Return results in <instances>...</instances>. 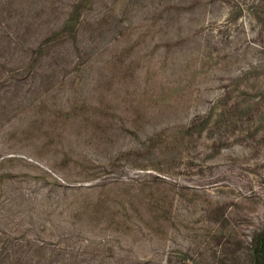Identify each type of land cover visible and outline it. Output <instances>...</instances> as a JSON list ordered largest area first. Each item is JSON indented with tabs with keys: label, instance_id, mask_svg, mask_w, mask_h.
<instances>
[{
	"label": "rangeland",
	"instance_id": "rangeland-1",
	"mask_svg": "<svg viewBox=\"0 0 264 264\" xmlns=\"http://www.w3.org/2000/svg\"><path fill=\"white\" fill-rule=\"evenodd\" d=\"M1 155L39 264H252L264 0H0Z\"/></svg>",
	"mask_w": 264,
	"mask_h": 264
},
{
	"label": "trees",
	"instance_id": "trees-1",
	"mask_svg": "<svg viewBox=\"0 0 264 264\" xmlns=\"http://www.w3.org/2000/svg\"><path fill=\"white\" fill-rule=\"evenodd\" d=\"M4 157L0 156L2 163L8 160V157ZM3 174L0 171V177ZM162 174L163 176L155 175L152 181H168L167 171ZM130 179L134 180L135 178ZM1 192L0 187V195ZM18 195L16 194V196ZM11 208L14 207L8 205V197H0V264H39L40 261L36 256L46 251L45 240L40 237L39 231L36 230L38 227L34 226L33 222H28V225L27 223L25 225L23 216L15 215L18 209ZM248 249V257L251 258L252 264H264V219L259 225L253 227L249 236Z\"/></svg>",
	"mask_w": 264,
	"mask_h": 264
}]
</instances>
